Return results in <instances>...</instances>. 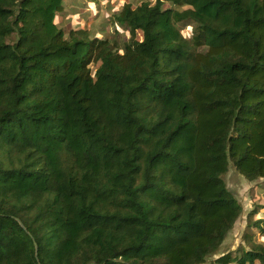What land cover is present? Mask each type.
Here are the masks:
<instances>
[{"label":"trees","instance_id":"trees-1","mask_svg":"<svg viewBox=\"0 0 264 264\" xmlns=\"http://www.w3.org/2000/svg\"><path fill=\"white\" fill-rule=\"evenodd\" d=\"M64 2L0 0V264H264L208 260L230 162L264 177V0L126 2L122 43L67 38Z\"/></svg>","mask_w":264,"mask_h":264},{"label":"rangeland","instance_id":"rangeland-1","mask_svg":"<svg viewBox=\"0 0 264 264\" xmlns=\"http://www.w3.org/2000/svg\"><path fill=\"white\" fill-rule=\"evenodd\" d=\"M139 1L141 0H65L64 9L57 13L56 22L64 30L67 38L70 37L71 30L83 28L96 33L98 37H108L112 41L122 43L123 40L129 39L130 32L124 27L113 24L112 16L124 3ZM197 25L194 23L187 27L185 35L188 37L192 35V27ZM15 39L14 35L8 41L12 42ZM224 178L229 189L243 205V212L219 250L209 256L208 260H215L229 252H232L234 256L239 255V249L247 248L253 242L264 243V233L248 227V215L254 206L257 208L259 205H264V177L249 181L230 162L229 170ZM263 217L264 209L255 215V218Z\"/></svg>","mask_w":264,"mask_h":264},{"label":"water","instance_id":"water-1","mask_svg":"<svg viewBox=\"0 0 264 264\" xmlns=\"http://www.w3.org/2000/svg\"><path fill=\"white\" fill-rule=\"evenodd\" d=\"M18 221H19L20 223H22L20 219H18ZM36 246H37V244H36ZM37 256H38V255H37Z\"/></svg>","mask_w":264,"mask_h":264}]
</instances>
